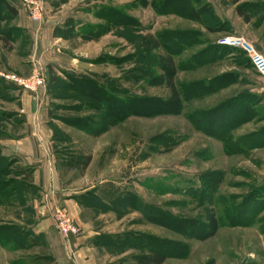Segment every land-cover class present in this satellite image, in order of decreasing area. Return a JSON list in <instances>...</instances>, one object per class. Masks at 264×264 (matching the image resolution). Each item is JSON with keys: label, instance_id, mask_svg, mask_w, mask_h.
<instances>
[{"label": "rangeland", "instance_id": "374dc122", "mask_svg": "<svg viewBox=\"0 0 264 264\" xmlns=\"http://www.w3.org/2000/svg\"><path fill=\"white\" fill-rule=\"evenodd\" d=\"M18 3L32 27L0 42V134L19 131L20 92L6 84L52 110L53 138L70 159L60 166L63 187L96 186L106 201L88 203L103 215L93 238L101 256L119 264H264V85L241 50L219 44L242 37L264 57V0H39L38 21ZM48 66L106 101L86 112L96 103L76 90L88 85L70 80L73 93L47 90ZM34 71L44 78L36 92L13 82ZM70 103L78 114L64 107ZM67 115L90 116L87 130L61 119ZM4 168L0 180L18 182L14 165ZM17 188L0 199V228L32 233L36 189ZM57 210L77 237L82 228L64 208L53 211L55 227ZM35 241L0 248L13 264H51L44 240Z\"/></svg>", "mask_w": 264, "mask_h": 264}, {"label": "crops", "instance_id": "0c3cea01", "mask_svg": "<svg viewBox=\"0 0 264 264\" xmlns=\"http://www.w3.org/2000/svg\"><path fill=\"white\" fill-rule=\"evenodd\" d=\"M4 1L15 7L17 13L10 19L7 17L0 19V31L9 27L13 28L12 34L16 36L26 34V30L32 25L21 14L18 0ZM3 14L6 12L3 11L1 15ZM14 89L12 93L15 92ZM16 92H20V104H18L20 109L13 112V116L19 125L20 132L18 131L13 138H0V148L2 155L14 161V165L29 169V184L36 189V196L33 200L36 221L32 226V232L46 243V248L50 253L48 260L51 264L121 263L120 258L101 256L100 245L93 239L102 228L100 224H97V218L103 215L97 213L95 206L89 205V200L94 197L106 203L99 188L96 186L83 189L63 187L66 183L60 174V166L64 161L63 164L67 166L70 159H65V148H63L65 143L58 138H53L54 128L51 126L56 125L58 119L50 114V109H45L42 100L37 105L31 95H26L19 89H16ZM91 190L92 192H89ZM55 208L66 209L82 228L77 237L70 236L68 239L60 237L52 218ZM0 251L2 252L0 264H13L6 257L4 250L0 248ZM122 263L125 261L123 260Z\"/></svg>", "mask_w": 264, "mask_h": 264}, {"label": "trees", "instance_id": "16d2710c", "mask_svg": "<svg viewBox=\"0 0 264 264\" xmlns=\"http://www.w3.org/2000/svg\"><path fill=\"white\" fill-rule=\"evenodd\" d=\"M3 11H5L6 14L1 15ZM236 11H237L238 15L240 17H242V19H243L244 22H246V23L249 22V17L247 16V14H246V12H245V10L243 8L238 7V8H236ZM16 13H17V10L15 9V7L11 6L9 3H7V1L0 0V19H4L5 17H7V19H10L12 17H15L16 16ZM195 17H197V16L195 15ZM12 31H13V28H9V27L7 29L3 30V31H0V41L3 43V45H6L9 42V39L10 38H11V41H13V39H14V37L16 35L15 34H12ZM228 48L229 49H232L230 47H227V49ZM243 55L245 56L244 52H243ZM248 62H249V60H248ZM249 64H250V62H249ZM250 66H251V64H250ZM67 76H68L67 78L69 79V81H66V82L64 81V83H63V81L59 78V76H57L56 74H54V72H52L51 68H49V66H48V68L46 70V74H45V86L47 87V90H49L53 86L60 85V88L62 90H66V91H69L70 93H73V91H75V90L71 88V86L69 84L70 83V80L72 81V84H73L74 87H76L78 85H84V86L88 85V86H86L87 87L86 89H83L82 87L81 88H78L77 87V90H76L78 93H80L78 95L82 96L85 100H87V98H89L94 103H96V104H89L90 107H91V109L89 108L90 110H86V112L87 111H91V110L92 111H96V105L97 104H102L104 101H106L104 95L101 98L102 99V101H101L100 100V97L101 96L99 97V94H98L99 92L98 93L96 91L95 92L94 91L91 92V90L88 88L89 87V84L88 83L85 85L84 82H78V84L74 85L75 81H79V80H75L72 77L73 75H71L69 73H67ZM3 87L5 89H8V90H12L14 88L19 89L15 84H6ZM70 90H72V91H70ZM105 95H108L107 99L109 98V99H112L113 101L115 100V102L117 103V106H121L122 99L120 97L117 98V96H112L111 94L110 95L109 94H105ZM126 104H128V103H126ZM64 107H66L67 109H69V111H72L73 114L74 113L75 114H78L77 113V108L79 110V106H76V105H73V104L70 103V104L65 105ZM108 111L109 112L110 111L111 112L117 111V108L115 106H113L111 108H108ZM83 112H85V110ZM117 112L119 114V117H121V115L123 116V112L122 111L120 112V110H119ZM81 113H82V109H81ZM50 114H52L53 116H55L53 114V112H52L51 109H50ZM88 117H90V116H87V118H82L81 116L67 115V116H65L66 119H64L62 117H61V119L63 121H65V122L66 121L71 122V123H74L75 122L74 124L78 125V127H80L81 129L87 130V127H86V125H84V122H85V120H86V122H88V120H90ZM21 122H22V120H21ZM211 125H213V124H211ZM4 137L5 138H13L14 136H12L10 134H5V135L4 134H0V138H4ZM0 163H3V166H1V164H0V174H1V172H4L5 171L4 163L5 164H8L9 163V164L14 165V161H12L11 159H9L7 157H4L2 154H0ZM14 167H15V170H16V173H17L16 176L19 177L18 178V182L15 181V180H12V179H9V180H0V199L3 198V197L5 199L9 195L15 194V192L19 193L18 192L19 189L17 188V185L22 186L24 184L25 187L26 186L27 187L30 186V184H29L30 183V178H29L30 172H29V169H25V168L20 167L18 165H14ZM15 186H16V189H15ZM20 195H21V193H20ZM238 224H240V223H238ZM18 228L19 227L15 226L13 224H8V226L4 225L2 228H0V229H4L5 230L4 231L5 234L0 235V245H2V246L9 245L11 247L12 246H15V247L18 246L19 247V246H23L24 244L31 243L30 242L31 240L32 241L36 240L35 242H37L40 239V236L34 235L33 232L31 233L30 231H19L20 228L19 229ZM27 237H30L31 240L30 239H27ZM19 243H20V245H19ZM164 256H165L164 253L163 254H158L159 261ZM39 259L40 258L38 256L37 257L36 256L33 257V260H35L34 262H39Z\"/></svg>", "mask_w": 264, "mask_h": 264}, {"label": "built area", "instance_id": "2783aa9c", "mask_svg": "<svg viewBox=\"0 0 264 264\" xmlns=\"http://www.w3.org/2000/svg\"><path fill=\"white\" fill-rule=\"evenodd\" d=\"M39 0H24V6L33 21H38L41 8L38 4ZM220 45L239 49L244 52L248 58L253 70L261 78L264 85V57L259 53L250 43L242 37H224L219 40ZM19 87L26 91L36 92L38 89L44 87V78L39 71H34L28 78L19 79L14 78ZM56 228L63 237L75 236L79 233L78 228L73 224L67 213L63 210H57L55 215Z\"/></svg>", "mask_w": 264, "mask_h": 264}]
</instances>
